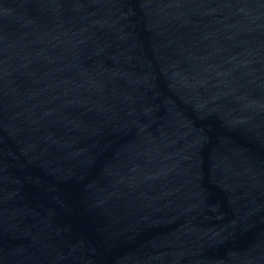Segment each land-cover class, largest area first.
I'll use <instances>...</instances> for the list:
<instances>
[{"label":"water","instance_id":"95a60500","mask_svg":"<svg viewBox=\"0 0 264 264\" xmlns=\"http://www.w3.org/2000/svg\"><path fill=\"white\" fill-rule=\"evenodd\" d=\"M0 264H264V0H0Z\"/></svg>","mask_w":264,"mask_h":264}]
</instances>
